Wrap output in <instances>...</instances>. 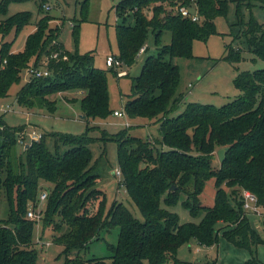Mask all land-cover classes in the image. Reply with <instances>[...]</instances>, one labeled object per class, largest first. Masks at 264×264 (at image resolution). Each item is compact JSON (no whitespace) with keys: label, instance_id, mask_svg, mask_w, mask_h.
I'll return each instance as SVG.
<instances>
[{"label":"trees","instance_id":"16d2710c","mask_svg":"<svg viewBox=\"0 0 264 264\" xmlns=\"http://www.w3.org/2000/svg\"><path fill=\"white\" fill-rule=\"evenodd\" d=\"M14 1L21 0H0V15L6 14ZM229 1L120 0L116 5L122 22L116 25L119 54L113 58L132 66L150 32L159 49L158 55L145 58L140 74L132 78L123 108L132 119L144 117L149 121L146 123L158 124V143L162 147L152 137L132 135L131 124L111 138L117 143L122 182L143 220L135 217L124 202L115 200L108 207L107 193L98 185L97 161L92 164L89 144L93 139L87 131H51L48 136L54 140L55 150L42 136L33 139L17 156V134L25 126H11L0 115V198L5 203L0 216V264H37L36 220L27 213L43 190L47 192L43 219L61 232L53 234V241L65 246V264L178 263L181 244L196 239L210 246L221 236L249 250L250 256L243 264H264L254 249L264 245V231L253 226L241 199L242 190L249 189L264 204V67L240 71L236 66L235 84L242 93L220 106L191 101L181 109L183 96L177 94L181 74L173 58L192 56L194 40L207 41L218 32L216 18L226 15ZM252 1L264 6V0ZM191 4H196L199 20L177 10ZM147 9H151V16ZM237 12L241 15L239 3ZM31 17V11L22 10L0 20L4 38L0 46V95H8L12 84L20 82L23 70L34 63L46 66L50 73L33 76L21 86L17 95L20 104H40L55 112L56 101L48 94L81 87L86 90L81 99L86 116L108 118L114 113L109 102L108 69L95 67L92 51L67 49L59 40L61 27L50 26L53 16L45 14L39 19L22 50L11 49ZM128 17L134 18L133 24L127 22ZM79 20L75 19V31ZM239 24L248 50L255 54L254 60H264V22L250 14L249 19L240 18ZM166 30L171 39L163 43ZM242 51L241 47H229L223 57L236 64L242 59ZM221 147H226V156L215 167L216 151ZM212 178L215 201L209 206L203 204L201 196ZM44 182L52 185L41 190ZM183 193L187 196L183 203L192 215L204 211L199 222L181 223L176 212L162 207V198L172 205ZM111 227H119V233L117 243L108 242L109 263L105 257L86 258L80 254ZM71 251L74 257L69 256Z\"/></svg>","mask_w":264,"mask_h":264},{"label":"rangeland","instance_id":"374dc122","mask_svg":"<svg viewBox=\"0 0 264 264\" xmlns=\"http://www.w3.org/2000/svg\"><path fill=\"white\" fill-rule=\"evenodd\" d=\"M21 0L9 4L6 14L0 15V20L7 18L17 11L29 10L32 12L31 20L24 26L12 43L13 51L22 50L25 46L27 35L37 28L39 19L49 14L54 18L50 20V26L61 27L59 40L65 47L71 51L77 49L82 52L92 51L94 54V65L96 68L108 69L107 85L109 91L110 107L113 110H123L127 94L131 91L132 78L139 75L145 58L148 55H158L159 49L154 41V34L150 32L146 41L147 49L144 53H139L135 63L132 66L109 65L108 58L119 54V47L116 40V25L122 20L117 14L116 5L120 0ZM44 2V4H43ZM237 3L240 5L241 15L237 12ZM51 8L47 9L46 5ZM41 6V7H40ZM171 5H167L169 8ZM196 4L189 5L191 11H195ZM251 8V10L249 9ZM148 16L152 15L151 9L145 10ZM253 14L260 22H264V6L252 0H230L226 15H220L216 18L218 32L211 34L207 41L194 40L192 47V56L174 57L173 62L180 67V85L178 95L183 96L181 109L187 102L195 101L200 103H209L216 106L223 105L230 100L238 97L242 91L235 84L237 68L242 70L254 71L264 67V60L257 58L255 54L248 50V44L242 35V24H239L240 18L249 19ZM77 21L76 31L74 28L75 19ZM128 23H134L133 17H128ZM13 30L8 35L7 40L11 39ZM170 31L166 30L163 35V43L170 42ZM4 38L0 33V46ZM229 47H241L242 59L236 64L226 60L223 56L227 53ZM30 66H34L31 63ZM43 67V65H41ZM112 68L114 71H110ZM29 67L22 72V78L19 83H13L9 88L8 95H0V115L11 126L24 125V129L17 134L16 153L17 156L24 153V150L33 139H39L45 136L46 145L55 150L54 140L48 136L51 131H62L74 134H81L85 131L90 134L93 142L89 144L93 151L92 164L97 161L96 171L100 174L98 185L107 193L108 207L115 201H121L131 210L133 215L143 220V215L128 194L127 189L122 182V173L118 162L117 143L112 140L114 133L127 127L126 121L133 125L130 129L132 135L140 136L144 139L152 137L153 142L158 143L161 137L159 125L155 123H146L147 118L136 117L132 119L125 114L115 115L111 113L108 118L87 117L81 105V99L86 90L81 87H70L48 94V98L56 101L57 109L55 112L49 111L46 106L36 104L33 107L22 105L17 100L18 91L24 83L32 78L29 74ZM118 71H121L118 72ZM177 113V112H176ZM219 149V148H218ZM216 151L214 166L218 167L220 159ZM44 182L41 190L48 186ZM49 185H52L50 183ZM43 190L41 193H43ZM215 180L212 178L206 184L202 193L201 201L203 204L212 206L215 201ZM40 193V195H41ZM187 196L182 194L181 198L174 204L168 205L161 200L162 207L176 212L181 223L199 222L204 211L194 216L187 208L183 199ZM231 202L235 199L230 195ZM5 208L4 199L0 198V216ZM35 208L39 217H35L34 239L38 250L37 264H65L66 253L65 246L53 241V234H60L54 228V225L46 224L43 219L46 210V200H41L40 196L35 204H30L29 209ZM28 209V210H29ZM28 215V214H27ZM255 228L261 233L262 219L259 215L248 214ZM222 225H218L221 227ZM65 227L63 230H65ZM119 227L106 228L101 232V238L90 242L89 247L82 250L80 254L86 258L93 256L105 257L109 263L111 261V252L108 248V242L117 243ZM256 254L264 261V245L259 244ZM69 256L74 257L75 252H68ZM246 255V256H245ZM250 253L246 248L235 246L223 236L218 243L205 246L196 239L189 243L181 244L178 249L177 257L181 262L168 264H243L249 258ZM145 264H148L146 261Z\"/></svg>","mask_w":264,"mask_h":264},{"label":"built area","instance_id":"2783aa9c","mask_svg":"<svg viewBox=\"0 0 264 264\" xmlns=\"http://www.w3.org/2000/svg\"><path fill=\"white\" fill-rule=\"evenodd\" d=\"M47 9H50L51 6L48 4L46 5ZM182 15H184L185 17L191 18L192 20H199L200 19V15L197 11V9L195 11H191L189 9L188 6H181L177 9ZM147 49V46L144 45L140 48L139 53H143L145 50ZM108 63L109 65H115V63L119 65H121V62H119L117 59L115 60L113 58V56L108 58ZM29 74L31 75V77L33 76H44V75H49L50 70L46 67V66H30L29 67ZM121 73V71H118ZM114 114L115 115H123L124 112L123 111H119V110H114ZM117 173H121L120 170H117ZM47 198V192H43L40 195V199L41 200H46ZM241 199L243 202V209L246 212V214H256L259 215L262 219V224H261V229H264V204L259 202V198L258 196L252 192L249 189H243L241 192ZM38 211L35 208H31L28 210V217L30 218H35V217H39V213H37Z\"/></svg>","mask_w":264,"mask_h":264},{"label":"water","instance_id":"95a60500","mask_svg":"<svg viewBox=\"0 0 264 264\" xmlns=\"http://www.w3.org/2000/svg\"><path fill=\"white\" fill-rule=\"evenodd\" d=\"M29 144H27L28 146ZM218 155H219V159L222 162L226 156V147H221L218 149Z\"/></svg>","mask_w":264,"mask_h":264},{"label":"crops","instance_id":"0c3cea01","mask_svg":"<svg viewBox=\"0 0 264 264\" xmlns=\"http://www.w3.org/2000/svg\"><path fill=\"white\" fill-rule=\"evenodd\" d=\"M146 50H148V49H146ZM146 50H145V51H146ZM145 51H144V52H145ZM144 52H143V53H144ZM118 67H119V66H118ZM116 110H118V109H116ZM119 111H123V112H124V108H123V110H119ZM124 114H125V112H124ZM125 124H126V125H129V124H131V123H129V121H126ZM245 256H246V255H245Z\"/></svg>","mask_w":264,"mask_h":264}]
</instances>
